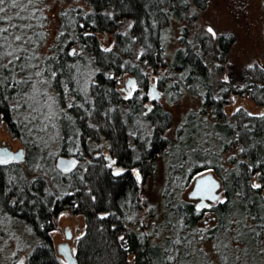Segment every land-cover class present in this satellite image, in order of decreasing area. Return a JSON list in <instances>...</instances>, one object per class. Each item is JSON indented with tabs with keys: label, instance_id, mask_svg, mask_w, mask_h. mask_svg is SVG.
Returning <instances> with one entry per match:
<instances>
[{
	"label": "trees",
	"instance_id": "1",
	"mask_svg": "<svg viewBox=\"0 0 264 264\" xmlns=\"http://www.w3.org/2000/svg\"><path fill=\"white\" fill-rule=\"evenodd\" d=\"M83 1L84 9L61 11V36L42 67L44 82L57 94L60 108L67 107L66 116L59 119L61 153L69 156L68 149L78 144L79 151L73 156L80 159L81 165L68 175L59 173V184L47 182L45 170L49 166L53 168L48 146L28 142V170H33L36 164L41 167L37 168L41 171L36 181L20 180L17 176L21 169L17 164L0 166L1 191L12 184L16 190L4 199L13 204L11 212L32 227L41 243L29 255L27 264H62L52 248L50 232L54 229V218L67 208L83 216L86 224L77 245L78 264L190 262L194 255L199 256L195 253L199 244L196 237L201 234L198 224L208 212L214 215L215 225L205 237L218 246L223 263H231L230 256L239 252V260L245 264L253 260L264 264V115H251L241 109L228 119L223 109L230 93L249 94L264 108V72L253 69L254 77L238 91L235 83H217L206 63L205 51L185 43L175 53L170 66L178 73L171 91L200 96L202 109L199 113H189L171 133L172 138L160 140L161 129L172 130L171 115L155 105L154 111L146 116L145 96L124 99L117 90V82L130 74L145 88L149 71L168 66L163 35L173 18L189 19V3L187 0ZM206 1L193 0V3L204 8ZM68 33L72 38L66 42ZM99 33L114 36L111 48L100 44ZM229 43L226 38L218 40L221 64L226 61ZM74 44L81 54L69 51ZM79 57L82 67L89 61L96 69L89 98L82 95L78 84ZM23 60L16 63L29 65V58ZM18 65L15 77L8 68L3 71L5 81L0 85V118L16 137L20 133L12 103L25 95L27 99L32 89L27 84L25 66ZM18 76L25 77L22 81L26 83L17 84ZM216 89L220 90L217 98ZM67 97L71 99L68 106ZM210 114L214 120L207 119ZM144 123L154 127L150 142L141 140ZM101 136L109 143L110 160L122 169L120 175H115V168L99 155L97 143ZM228 153L233 155L226 159ZM160 159H166L168 165L165 221L170 228L180 230L176 239L153 243L141 229L131 228L139 226L145 203L139 185L141 179L135 173L147 178ZM206 171H212L221 181L220 200L224 203L219 200L208 209H201L197 204L179 200L182 190ZM5 172L14 174L16 180L5 185ZM255 184L261 187L254 188ZM229 235L237 245L234 254L227 249ZM198 259L200 264H209L201 257Z\"/></svg>",
	"mask_w": 264,
	"mask_h": 264
},
{
	"label": "rangeland",
	"instance_id": "2",
	"mask_svg": "<svg viewBox=\"0 0 264 264\" xmlns=\"http://www.w3.org/2000/svg\"><path fill=\"white\" fill-rule=\"evenodd\" d=\"M187 2L191 9L189 19L173 18L163 35L168 66L160 67L157 71H149L146 76V87L139 86L137 92L126 87L127 80L132 77L135 78L134 76L126 74L117 82V90L124 99H127L131 94L136 98L145 96L143 114L146 113L147 106L158 105L163 111L171 115L172 130L167 132L166 129H161V132H159L160 140L172 138L171 133L183 124L189 113H199L202 109L203 100L200 96L187 91H177L178 93H172L171 91V86L178 80V73L174 72L170 66L175 53L180 48H184L185 43L195 46L198 51H205L207 55L206 63L214 80L218 81L217 83L220 81L235 83L238 91L245 88L248 80L252 78L253 73L251 71L253 69L264 72V0H207L204 8L197 7L193 0H187ZM0 7L5 9L4 12H0V17L3 18L0 19V29H7V31H0V52H14V56H20L24 60L27 57L29 58L27 63L29 65L24 64V62H19L20 65H18L20 59L14 60V64H9V60L14 59V57L7 55L0 60V63L8 65L7 68L11 76L14 77L17 75L15 67L24 65L25 75L29 79L27 84L32 85L31 92L28 95L30 98L27 96L26 99L25 95L12 103L14 121L20 134H17V137L14 136L8 124L0 118V146H3L4 143L15 152L20 149L24 150L23 160L16 163L21 169L19 176H16L21 177L19 179L26 183L36 181L41 171L40 165L37 167V164H34L33 170H28V148L26 143L48 146L47 150H49V157L53 161V168L49 166L45 170V176H47V182L59 184L57 182L60 180L59 173L68 175L81 165L80 159L73 156V153L79 151V147L77 144L75 148H69V156H63L61 153L62 137L59 130V119L62 115L66 116L67 107L60 108L57 94L48 86L47 82H44L42 67L46 57L53 54L51 49L61 36V11L73 9V12H76L78 9H84L86 5L83 0H16L15 6H13L12 0H6L5 4L0 5ZM209 26L216 32L215 37L206 31ZM65 35L69 36L65 38V41H70L72 38L70 34ZM65 35L63 36L65 37ZM16 36H20L21 39L17 41ZM98 38L100 44L106 48H111L114 43V36L111 33H99ZM220 38L230 40L227 45L226 61L223 64L220 63V55L217 50ZM69 51L81 54L80 48L75 44L70 47ZM77 61L80 64V68L78 67L80 70L78 84L82 95L89 98V89L94 82L96 69L92 67L89 61L82 67V57H79ZM37 73H40V75H37ZM24 78L16 77L19 81ZM33 85H35V88H33ZM153 85H156L157 93L161 95V98L155 100V102L149 100V88ZM45 92L47 95L42 94ZM219 92L220 90L216 89L214 93L216 98ZM70 101V97L65 98L66 106L70 104ZM223 109L228 119H231L238 112V109L246 110L251 115H264V108L258 105L249 94L230 93L227 104L224 105ZM208 118L214 120L213 114L207 116ZM204 119L206 118L204 117ZM141 126L144 128L141 140L146 139L150 142L154 127L150 126L149 123H144ZM108 144L106 138L101 136L99 143H97L100 149L99 155L105 157L110 166H113L116 171H122L115 163H112L113 160H110ZM232 155L233 153H228L225 158L228 159ZM60 157H75L78 160L76 169L64 173L57 166V160ZM38 158H40V155H38ZM43 158L45 157L43 156ZM167 167L166 159H160L156 169L152 170L147 178L140 175L139 185L142 192V201L145 203L140 214L139 226L131 225V228L141 229L150 236L153 243H161L171 237L176 239L180 230L177 227L170 228L165 221L168 212V196L166 195L168 185ZM42 169H44V166ZM207 174H213L216 177L212 171L200 173L182 190L179 200L194 204L198 203L199 200L191 198L190 194L193 191L195 179ZM4 176L6 179L5 185L17 178L10 172H5ZM218 181L221 185V181L219 179ZM12 185L6 186L4 191H1L0 187V264H27L29 255L34 253L41 246V243L32 227L11 212L13 204L8 203L4 196L13 191L16 192ZM53 223L54 229L50 232V237L53 241V249L57 257L60 258L57 245L66 241V229L72 230L74 234L72 244L77 247L86 229V224L84 217L75 214L70 208L59 213L54 218ZM214 225V215L210 212L206 213L203 220L198 224L201 234L196 237L199 244L195 246V253L199 256L194 255L190 262H184V264H200L198 259L200 257L202 260H207L209 264H225L219 256L218 246H215L212 241L205 237V233L212 229ZM226 239L228 252L234 254L236 252L234 249L237 248L234 237L229 235ZM238 254L240 253L230 256L232 260L228 264H245L244 261L239 260L241 258L237 256ZM251 264L262 263L253 260Z\"/></svg>",
	"mask_w": 264,
	"mask_h": 264
},
{
	"label": "water",
	"instance_id": "3",
	"mask_svg": "<svg viewBox=\"0 0 264 264\" xmlns=\"http://www.w3.org/2000/svg\"><path fill=\"white\" fill-rule=\"evenodd\" d=\"M150 94L152 97L156 96V99H154V100H158L161 98V95H159L157 93L156 85L152 86ZM3 150H7V152L9 154H11V156L15 157L14 159H12L14 161L21 162L23 160V155H24L23 149H20L19 151L15 152L11 149L10 146H6L4 148L0 147V151H3ZM12 160H10L8 163L2 164V165H7ZM73 161H75V166L70 167ZM77 165H78V160L75 157H72V158L60 157L57 160V166L64 173H69V172L75 170ZM69 168H70V170H67ZM136 177H137V173H136ZM200 186H202V187L208 186L210 188H218L220 186V182L218 181V179L213 174H207L203 177L197 178L196 183L194 185V189H193L192 193L190 194L191 198L195 197V194H196V192L199 191ZM67 250L69 251V245L68 244H65L63 246H59V252H60V254H62V256H64V258L68 262V264H78L77 258L74 255H72L70 251H69V254H67L68 253V252H66ZM75 254H76V252H75ZM19 264H21V263H19Z\"/></svg>",
	"mask_w": 264,
	"mask_h": 264
},
{
	"label": "flooded vegetation",
	"instance_id": "4",
	"mask_svg": "<svg viewBox=\"0 0 264 264\" xmlns=\"http://www.w3.org/2000/svg\"><path fill=\"white\" fill-rule=\"evenodd\" d=\"M133 81L135 82L134 89H133L132 84H131V82H133ZM126 87L132 88V90L134 92H137L139 90L138 89L139 85L137 84L136 79L133 78V77L132 78H129L127 80ZM151 88L152 87L149 88V100L151 102H155V100L152 99V96L150 94ZM131 98H132V94L127 97V99H131ZM154 109H155V105L150 106V107L147 106V110H146L145 115L147 116V115L151 114L154 111ZM0 147L1 148H4V147H6V145H4V143H3V146H0ZM16 163H19V162H16V161L12 160L9 164H7V165L0 164V166H8V165L16 164ZM138 174H139V177H140V173H138ZM195 183H196V179H195ZM195 183H194V185H195ZM219 190H221V185L218 188H210L208 186H206V187L200 186L199 191L196 192L195 197H194V198H196V199L199 200V202L196 203L197 206L199 208H201V209H204V208H207L208 209L209 208V207H207L208 205L211 206L212 204H216L221 199V196H222V192L221 191L219 192ZM212 197H218L219 199L218 200H214V199H212ZM210 202H211V204H210ZM65 235H66L65 236L66 237V241L65 242H61V243H59L57 245V252L60 253L59 252V246H63L65 244H68L69 245V251L71 252L72 255H74L76 257L77 256V247L72 244V240L74 239V234L72 233V230L69 229V228L66 229ZM52 248H53V241H52ZM69 251L68 250L66 251V252H68L67 254H69ZM75 252H76V254H75ZM59 255L61 257L60 258L58 257V258L62 262V264H68V262L65 260L64 256H62V254H59ZM21 264H23V263H21Z\"/></svg>",
	"mask_w": 264,
	"mask_h": 264
},
{
	"label": "snow or ice",
	"instance_id": "5",
	"mask_svg": "<svg viewBox=\"0 0 264 264\" xmlns=\"http://www.w3.org/2000/svg\"><path fill=\"white\" fill-rule=\"evenodd\" d=\"M5 2H6V0H0V5H4ZM15 3H16V0H12L13 6H15ZM4 11H5V9L3 7H0V12H4ZM0 19H3V18L0 17ZM0 31H7V29H0ZM206 31L209 34H211L213 37L216 36V32L214 31V29L211 26L207 27ZM15 39L17 41H19L21 39V37L20 36H16ZM5 55L10 56V57H14V59L9 60V64H14V60L21 59L20 56H14V52H7V53L0 52V60H2ZM7 67H8V65L0 63V85H2L4 83V81H5V77L3 76L2 73H3V70L6 69ZM21 67L23 68V66H21ZM250 67H251V65H250ZM37 75H40V73H37ZM16 83L17 84H19V83H26V81H16ZM131 84H132V87L134 89L135 82L133 81V82H131ZM33 88H35V85H33ZM42 94L43 95H47L46 92L45 93H42ZM152 98L153 99H156V96H153ZM237 111H239V109ZM14 158L15 157L11 156V154H9L7 152V150L0 151V164H6V163H8L10 160H12ZM112 163H115V161H113ZM74 166H75V161L72 162V164H71L70 167H74ZM67 170H70V168L67 169ZM120 174H121V172L119 170H117L115 172V175H120ZM139 178H140L139 177V174L137 173V179L139 180ZM253 187L254 188H260L261 185L260 184H255V185H253ZM212 199L218 200L219 198L218 197H212ZM219 202L220 203H224L223 200H220ZM207 207H210V205H208Z\"/></svg>",
	"mask_w": 264,
	"mask_h": 264
}]
</instances>
